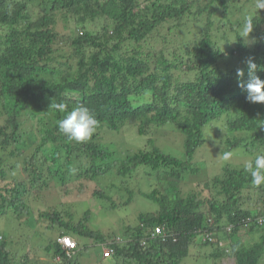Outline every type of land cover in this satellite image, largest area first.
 Listing matches in <instances>:
<instances>
[{
    "label": "trees",
    "instance_id": "trees-1",
    "mask_svg": "<svg viewBox=\"0 0 264 264\" xmlns=\"http://www.w3.org/2000/svg\"><path fill=\"white\" fill-rule=\"evenodd\" d=\"M246 2L252 4V43L245 17L229 19L242 13V0H0V219L11 205V228L15 220L25 232L44 223L43 232L36 229L38 239L52 233L40 243L44 264H81L88 254L82 243L69 253L56 241L63 234L98 245V264L110 258L111 264H188L191 248L211 264L224 258L264 264V185H254L244 165L226 164L189 191L181 187L184 174L199 171L192 158L214 120L224 118L226 128L238 132L223 139L226 151L264 154V103L246 100L236 74L243 69L247 80L251 58L264 80V9L261 16L256 0ZM51 102L65 103L67 111L88 107L99 121L92 138L69 141L58 128L66 113ZM103 124L116 131L129 125L143 146L111 149L99 131ZM166 124L183 134L182 159L156 143ZM144 167L167 187L142 193L157 208L113 235L87 230L88 215L69 220L70 209L56 208L62 195L55 205L42 204L44 191L75 175L83 181L79 189L98 183L92 195H102L110 188L101 179L111 174L119 185L110 186L126 189L129 202L132 176ZM158 225L160 235L152 234ZM107 248L113 252L103 257ZM12 250L0 223V264H28L30 249L19 257L24 262Z\"/></svg>",
    "mask_w": 264,
    "mask_h": 264
},
{
    "label": "rangeland",
    "instance_id": "rangeland-1",
    "mask_svg": "<svg viewBox=\"0 0 264 264\" xmlns=\"http://www.w3.org/2000/svg\"><path fill=\"white\" fill-rule=\"evenodd\" d=\"M244 2L246 5L242 7V13L235 12L232 16L229 15L230 20L236 18L243 19L244 17L249 15L251 16L253 14V12H250V10L247 9V7H250L252 4L250 2H246V0H242V3ZM260 11L261 9H258L257 13L263 16ZM261 35H264V31ZM254 38L255 37L253 35L249 34L248 42L252 43ZM61 51L62 50L59 49L57 54L61 53ZM4 118L5 114L0 116V121L2 122ZM99 131L111 149L127 151L135 150L143 146L144 138L138 135L134 128H129V125H125L121 130L116 131L109 129L105 124H103L99 127ZM204 133L206 140L196 149L192 158V165L197 166L199 171L195 175H191L190 173L184 174V178L181 180V187L184 192L185 190L189 191L194 188L197 180H204L209 178V176L221 174L222 167L226 164L232 167H241L246 161L255 157V155L243 151L241 147L230 148L229 151L225 150L227 147L223 143V139L226 136L230 137L232 135H237L238 132L229 131L225 126L224 118L214 120L211 124L205 126ZM183 138V134L180 133L173 125L166 124L162 127L156 143L163 151L182 159L184 158ZM100 140L103 141L102 137ZM26 150L27 148H25L24 151ZM226 152L232 153L231 158L228 160L224 159V154ZM119 156L123 157V154L119 153ZM146 171L147 168L144 167L143 171L140 170L136 173L134 172V175L132 176L133 180L130 183V187L132 188V198L129 202H126L129 196L126 189H117V186H110L111 183L119 185L115 175L111 174L110 176H105L101 179L102 184H106L108 185L107 188H110L102 189V195H92V191L98 183L96 184L91 182V184L88 183L89 185L85 189H79L83 185V181L75 175L72 177L71 182L59 185L56 189H52L51 191H44L47 200L42 204L45 207V204L49 202H51L49 205H55L56 201L60 200V195H62L63 200L61 201L63 205L58 202L56 208H62V210L70 209V214L74 221L81 219L84 215H88L89 218L86 219L88 221H85L87 230H94L103 236L113 235L114 232L120 231L141 212H149L157 208V203L146 198V196L144 197L142 193L151 192L154 189L159 193H162L164 188L167 187V182L165 183L163 178L160 177L161 175L157 176L154 171L150 170L151 172L148 175L145 173ZM66 191L70 193L69 196L66 197L70 202L64 198ZM111 198L116 203L111 202ZM36 206L40 205L37 204ZM7 208L9 209H7L4 214L6 218H1L0 223L2 225V232L7 241L9 251L12 250V247H15L10 254L13 255V253H15V257L20 259L19 257L30 249V254H28L30 260L34 263L36 262L37 264H44L45 258L41 255L44 248L41 244L42 242H45L52 233H50L49 236L40 233V238L38 239L36 229H41V232H43L42 229L44 223H36L34 225L35 228H30L33 229L30 236H28L30 229L25 232L19 224L18 227L21 230L14 226L17 224L16 220L14 221V225H12L14 228H11V225L8 224V221L10 220L7 219V216L12 215L10 210V208L12 209V206L9 205ZM67 218L68 216L65 217V219ZM3 222H5V224ZM243 233L244 229H241L240 235ZM9 236L13 239L11 243L9 242ZM79 241L88 247V254L80 257L81 264H98V250L100 247L95 245L94 242H89V240L85 237L79 238ZM204 248H202V251ZM209 248L210 245L207 246V249ZM197 253V248H191V253H189V255L185 258V261L188 264H211L212 260L210 258L207 259L203 255H197ZM110 259L104 260L103 264H111ZM21 261H24V259ZM233 262L234 260L231 258H224L220 263L231 264ZM262 263H264V260Z\"/></svg>",
    "mask_w": 264,
    "mask_h": 264
},
{
    "label": "clouds",
    "instance_id": "clouds-1",
    "mask_svg": "<svg viewBox=\"0 0 264 264\" xmlns=\"http://www.w3.org/2000/svg\"><path fill=\"white\" fill-rule=\"evenodd\" d=\"M255 7L257 10L264 9V0H256ZM252 24H253V17H251L250 15L246 16L245 17V32L247 33V36L253 29ZM246 65L248 69V78L246 81L243 79L244 70L237 69L236 74L238 77L241 78L238 82V86L241 87L242 90L246 92L247 101L251 103H264V80H261L260 77L256 74L258 66L254 62V60H252L251 58H249L246 61ZM180 74H183V73H180ZM50 106L55 108L60 113H66V115H64V117L58 121V128L67 137L69 141H75L77 143L87 142L88 140L92 138V136L97 130V127L99 126V121L96 119L94 113L86 106H77V107H74L71 111H67V105L65 103L53 104L51 102ZM1 115H4V114H1ZM231 156H232L231 152H226L224 154V159L228 160L231 158ZM243 169L247 174L250 175L251 182L254 185L256 186L264 185V154L256 155L254 159H250L246 161L243 166ZM69 220L74 221L72 218H70ZM155 227H154V231L152 232V234L155 233ZM156 234L160 235V233H156ZM239 234H240V231H239ZM162 235L165 236L166 234H162ZM64 236L72 237L74 240H76L75 248H77L78 244L81 243L79 239L74 237L73 235H69V234L59 235L56 237V241L64 248L65 246L63 245V242L60 241V238ZM205 237H207L208 240H211L209 232L205 234ZM221 243H224V242H221ZM75 248H72V249H75ZM72 249L70 250L66 249V250L70 253ZM107 249H110V252L108 255L105 254V250ZM107 249L103 250V257L104 256L108 257L110 254H112L113 249L111 248H107ZM25 259L27 262L29 259V263L32 264V261L30 260L28 254ZM21 260L22 259L20 258V261Z\"/></svg>",
    "mask_w": 264,
    "mask_h": 264
},
{
    "label": "built area",
    "instance_id": "built-area-1",
    "mask_svg": "<svg viewBox=\"0 0 264 264\" xmlns=\"http://www.w3.org/2000/svg\"><path fill=\"white\" fill-rule=\"evenodd\" d=\"M161 227L157 226L155 227V233H161ZM60 241L63 242V245L66 249H72L76 247V240H74L72 237L64 236L60 238ZM110 252V249L105 250V254L108 255Z\"/></svg>",
    "mask_w": 264,
    "mask_h": 264
}]
</instances>
